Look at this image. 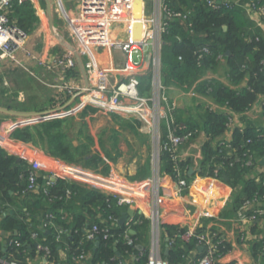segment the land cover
Here are the masks:
<instances>
[{
	"label": "built area",
	"instance_id": "1",
	"mask_svg": "<svg viewBox=\"0 0 264 264\" xmlns=\"http://www.w3.org/2000/svg\"><path fill=\"white\" fill-rule=\"evenodd\" d=\"M24 1L0 0V68L22 67L34 77L36 74L33 68H42L54 75L52 80L48 79L47 87L52 90L53 104L55 107L59 106L60 110L46 115L21 117L17 120L16 127L33 126L44 120L70 116L77 110L86 107L94 108L103 113L136 112L143 119L150 120L157 147L156 155L153 158L152 174L142 180L128 181L112 171L105 174L100 168L88 169L50 157L33 144L15 139L11 134L3 133L0 130V148L23 162L29 171L23 194H38L41 192L43 195H47L49 187L57 179H63L66 182L75 183L104 194L114 201L116 207L135 206L136 209H139L140 214L142 213L151 222L153 237L146 264H169L162 257L160 250L161 226L164 224L163 207L168 197H182L190 190V182L185 179V170H183L181 164L190 161V164L185 168L188 167L191 171L198 169L202 160L201 147L209 139L204 132L206 135L205 140L196 145L192 133H178V100L169 95L170 88L162 84L160 75L159 53L162 45V35L168 33L167 21L163 18L174 17L185 22L190 11L184 14L171 12L161 2L152 15L135 17L133 20L136 0H71L75 8V14L69 16L59 5L56 11H58L60 23L57 25L56 30L65 40L71 43L82 63L84 62V68L88 75L87 86H84L80 85L76 77L70 74L77 68L76 59L71 51L56 52L53 47H50L43 56L30 46L29 36L31 32L20 28L15 18L11 16L13 8L21 6ZM28 1L36 7V0ZM200 3L211 10L217 8L216 0H200ZM249 9L258 13L264 19V7L249 5L248 11ZM136 21L142 27L138 32H129V36L124 41L112 39L111 33L118 23ZM90 45L121 51L124 55L123 62L120 65L115 64L113 67L97 65L89 53ZM150 50L156 53L151 60L152 91L150 95H145L140 93V84L141 77L146 70L147 55H149ZM218 58L220 59L221 56H218ZM212 78L214 77L204 76L200 80H210ZM223 78L221 82L228 88L237 91L242 88L237 89L234 87L236 85L230 82L228 75ZM200 80H197L186 91L178 90L177 95L182 98L194 99L196 106L198 105L202 112L211 111L226 117V131L213 142L217 146H222L229 156H235V159H237V148L231 145L233 133L236 129H245L248 123L254 124L256 127L264 125L257 120V118L264 120L263 117L257 114V112L261 113L262 106L255 111L254 103L245 110L236 111L226 103H217L210 98L208 95L210 89H207L204 95L196 92L197 83ZM258 97L263 104L264 95ZM70 99L72 102L69 103L68 108L60 107ZM162 152L170 154L173 171L177 177L172 190L165 188L164 180L161 177L160 154ZM222 165L220 163L219 166ZM246 165L250 169L252 167L254 170L257 168V165L251 159L246 162ZM42 171L46 173V181L40 186L39 174ZM65 193L67 198L70 197V190H66ZM259 200L256 198L245 199L237 208L235 217L232 220L229 219L232 225L240 231L241 239L243 235L238 227L250 226L252 221L256 220L254 215L258 217L264 215V209L260 207L261 200ZM186 202L194 208L192 211L190 208H186L185 215H193L197 221L211 215L208 210H204L200 205L188 200ZM260 204L264 206L263 203ZM148 207L149 210H147ZM184 207L187 206L184 205ZM258 217L257 220H262L264 224V218L260 219ZM53 218L52 214H47L43 226L46 227L48 224L52 226ZM106 221L114 224L117 222V217L109 214ZM131 222H138L137 216L130 217L128 223ZM218 224H220L219 221ZM180 227L186 229L185 234L182 236L184 239H188L197 229L195 226L191 228L187 226ZM61 231L63 232V230ZM99 232V224L94 223L88 226L84 232L85 240L96 241ZM124 237L128 244L133 243L127 231ZM214 237L227 241L219 234L218 230L209 229L208 232L199 236L205 254L196 260L192 259L190 264H229L219 262L223 255L217 257ZM36 238V233H31V239L36 241L38 256L44 261V264H55L48 258L49 248L40 244ZM20 245L21 242L19 241L15 243L16 247ZM74 260L77 264H86L89 255L87 252L82 251ZM2 261L5 262L3 259ZM7 264L20 263L13 260Z\"/></svg>",
	"mask_w": 264,
	"mask_h": 264
},
{
	"label": "trees",
	"instance_id": "2",
	"mask_svg": "<svg viewBox=\"0 0 264 264\" xmlns=\"http://www.w3.org/2000/svg\"><path fill=\"white\" fill-rule=\"evenodd\" d=\"M164 4L171 12L184 14L190 11L185 22L174 17L166 19L168 33L162 35L160 49V75L165 87L178 88L181 91L188 90L209 70H213L218 65V56H221L225 57L230 82L237 84L242 80L244 74H248L249 80L246 86L238 91L232 90L219 80L212 78L200 80L197 83L196 92L204 95L206 90L210 89L208 94L210 98L217 103H226L236 111L247 109L255 103L259 95H264V35L256 30L251 35L243 36L240 30L241 25L232 16L233 9L243 11V6L264 7V0H237L225 5L217 4L215 10L202 5L200 0H164ZM11 14L17 25L26 31L34 22L35 13L28 0H25L21 6H15ZM61 49L63 48L61 47ZM179 57L180 59H178ZM244 65L247 68L243 67ZM70 74L76 76L74 71ZM19 76L23 77V75ZM18 79L13 80V83L19 86V83L16 82ZM141 81L147 82L148 76H142ZM143 91L140 90V93L144 94ZM0 95H3V89H0ZM51 100L53 101L52 98L50 102ZM0 106L16 111L37 110L32 100H29L24 106H20L17 101L0 103ZM37 108L41 110V108ZM261 108V117L264 118V103ZM0 115L9 116L2 112ZM63 120L62 118H55L44 120L34 126L18 127L13 130L11 136L39 147L50 157L75 164L74 156L78 149L73 148L66 141L67 135L59 129ZM226 123V117L219 113L205 111L201 113L198 120L189 118L187 115L183 116L182 112L179 113L178 111V133L195 134L199 130H203L209 137L201 147L202 160L198 169L190 173V168H185L190 164V161L181 164L185 170L184 177L189 181L195 176H209L233 189V191H238L239 187L240 192L233 195L236 203L240 204L245 199L256 198L264 204V171L255 174L253 177H248L247 174L251 172L253 167L250 169L246 165V162L251 159L255 165L259 166V161L264 157V125L256 127L254 124L248 123L245 129L234 131L231 145L237 148V159H235V156H229L222 146H217L213 142L226 131ZM160 160L161 177H165L175 184L177 177L173 171L170 154L162 152ZM100 161V157L90 156L88 163L97 166ZM220 163L223 165L219 166ZM28 174L29 171L23 162L0 148V204L3 202L13 203L16 208L18 204L27 200L38 201L43 203L45 206L43 208L46 211L55 213L58 223L63 226H66V221L60 218L57 209L63 207L65 211L67 205L72 201L71 197L79 199L87 208L88 213L93 212V218L90 222L81 215L73 218L74 223H72L73 226L70 231L72 237L68 240V263H74L75 257L84 251L89 253V260L86 261V264H123L117 253L125 258L129 257L128 254H134L137 258L135 264H146L148 252L145 248L140 251L136 246L142 245L145 241L141 228L148 225L147 219L138 216L137 219L141 224L131 222L122 226L112 225L106 221V218L109 214L117 217V209L119 208L115 206L112 199L94 189L82 188L78 184L66 182L63 179H57L49 187L47 195H43L41 192L25 195L23 191L27 184ZM66 190L71 191L68 201H66ZM39 199H42L43 202ZM96 207L99 208V213L103 216L100 220L94 214L93 208ZM262 208L264 209L263 205ZM5 209L7 208L0 209V264H7L13 260L20 264H27L28 261L38 256L36 241L30 238L31 232L36 229L35 225L19 221L14 214H3V211L6 213ZM56 210L57 212H55ZM254 216L258 217L257 215ZM258 218L262 219L264 215ZM92 222L99 224L100 229L94 242L86 241L84 236L85 229L94 224ZM128 228L135 231V234H129L132 244H128L124 237ZM203 228H197L193 235L184 239L182 236L186 229L174 223H164L161 226L160 243L163 258L169 264H190L192 259L196 260L202 257L205 254V249L203 248L201 253L198 250L202 246L199 236L205 234ZM251 231L253 232V230ZM2 232L4 235L1 234ZM42 237L45 239L38 241L49 248L48 258L55 263L60 245L54 241L52 230L45 232ZM166 238L169 239L168 242L165 241ZM18 241L21 242V245L16 247L15 243ZM213 241L217 247V257L229 251L230 245L227 241L218 237H214ZM166 246L168 251L165 255L163 253ZM251 255L253 258L260 257L264 264V236L252 242ZM229 264L236 263L231 262Z\"/></svg>",
	"mask_w": 264,
	"mask_h": 264
},
{
	"label": "crops",
	"instance_id": "3",
	"mask_svg": "<svg viewBox=\"0 0 264 264\" xmlns=\"http://www.w3.org/2000/svg\"><path fill=\"white\" fill-rule=\"evenodd\" d=\"M39 0L35 1L36 7H32L34 10V13L37 18V24L38 27H41L42 25V13L45 18V28L47 27V32L44 33V37L42 39L41 44L39 43V47L36 46L33 47V37L34 34L33 32H36L35 30H32L29 36V44L30 46L35 49L37 52L41 53L43 56L47 53L48 48L53 47L56 52H64L65 49L60 43L56 40V38L52 35L48 23H47V16H46V8H45V3L44 0L41 1V3L38 4ZM51 1V9H52V24L56 28L57 25L60 23V19L58 16V11L57 8L60 5L63 10L66 12V14L69 15H74L75 14V8L71 0H50ZM217 4L225 5L230 2H236L237 0H216ZM161 2L164 4V0H136L135 2V8L133 12V20L135 17H141V16H150L154 12L155 8L161 4ZM42 5V6H41ZM244 10H237L233 9V17L238 21V23L241 25V31L243 36L248 34L254 33L256 30H259L264 35V19L261 17L258 13L252 12L250 9L248 11V7L243 6L242 7ZM166 20V18H163ZM136 22H131V23H126V22H120L118 25H116L111 33L112 39L113 40H121L124 41L126 38L129 36V32L132 31V33L138 32L142 27L140 24H136ZM133 29V30H132ZM56 30V29H55ZM45 32V31H44ZM37 33V32H36ZM47 35L53 39V44L48 43L47 41ZM246 36V37H247ZM67 41V40H66ZM68 42V41H67ZM71 44L70 42H68ZM50 44V45H49ZM89 53L94 59L95 63L99 66L103 67H113L115 64L120 65L123 62L124 55L122 54L121 51L119 50H111L109 48H100V47H94L93 45H90ZM61 47L63 49H61ZM154 54H156L154 51L150 50L149 55H147V66L146 70L144 71L143 76H148V83L147 82H142L140 84V90H144L143 92L145 95H150L152 91L151 87V75H152V70H151V60L154 58ZM160 56V53H159ZM220 63H223L224 67H221ZM84 67V62L82 63ZM76 70L74 71L75 77L77 79V82L80 85H85V79L83 76V73L80 70V67L76 61ZM161 67V63H160ZM247 68L245 65L243 66ZM85 69V68H84ZM243 69V68H242ZM35 74L39 77L40 80L43 81L44 78H47L49 80L53 79L54 75H51L48 71L40 68V69H34ZM227 65L225 62V59L222 58L219 59L218 65L213 69L209 70L204 76L207 77H214L215 79L223 80L225 76H227ZM85 73L87 75V72L85 70ZM16 74H20L21 76L26 74L30 76L28 71H26L22 67L18 66H10L8 68H0V79L2 85H5L7 88L4 90L3 88V96H7L8 94H11L12 91L13 93H16L17 101L19 105H23L20 103L24 102V93L21 91L22 89L18 85L13 84V80L18 79V76ZM33 77V76H32ZM87 80H88V75H87ZM249 80V75L244 74L242 80L235 84L237 89L244 87L247 84V81ZM88 83V81H87ZM1 85V86H2ZM14 86V87H13ZM148 87V88H147ZM49 89V88H48ZM47 89V92L43 94V99L41 101H38L37 105L38 107L41 108V110H31V111H22V112H39L40 114H48L52 113L55 111L60 110L59 106L55 107L53 104V101L51 99L52 95V90ZM178 88H170L169 95H171L172 98H176L179 101L181 99H186L187 103L191 101L189 97H178ZM7 93V94H6ZM12 93V94H13ZM2 101V100H0ZM182 101V100H181ZM72 102L71 99L67 100L66 102L63 103L60 107L68 108L69 103ZM2 103H8V102H3ZM186 105V103H183ZM183 104H179L181 106L178 111L179 113L182 112L183 116H188L189 118H193V116L187 111L188 109L190 112L193 113L194 115V110L192 108H189ZM190 105H193L192 102H189ZM36 106V107H37ZM262 106V103L260 101V98L258 97V100L255 101L254 109L257 111L259 107ZM185 107V109H183ZM197 109H201L198 107V105L195 107ZM16 111V110H15ZM97 113H103L101 111L95 110ZM84 112H87L86 109ZM95 112V113H96ZM253 112V111H252ZM86 114V113H85ZM106 114V113H105ZM261 116V113L257 112ZM9 116H2L0 115V130L3 133H8L11 134L13 130L16 127V122L20 116H13L8 114ZM93 117L92 114L87 115V118ZM65 120V118H62ZM70 119V118H69ZM63 120V121H64ZM260 123L264 124V120H261L260 118H257ZM34 126V125H33ZM195 137V143L196 145L200 144L203 142L206 138V135L203 130H199L198 133L193 134ZM37 147V146H36ZM40 149L39 147H37ZM41 150V149H40ZM156 153V152H155ZM128 154L127 152H123L121 156L123 157H109L107 155L104 156L102 155V160H103V170H101L103 173L107 174L110 171L118 174L120 177H125L129 175H134L137 171L135 167V160L130 156H126ZM156 154H154L155 156ZM109 158V159H108ZM127 159V161L125 160ZM125 160V162L123 161ZM259 166L254 170L252 169L251 172L248 175L249 176H255V174L264 171V164L261 163V160L259 161ZM152 168H153V162L150 164V162L143 164V170L144 173L143 175L137 179L142 180L146 177H149L152 174ZM101 169V167H100ZM190 172V171H189ZM191 171L190 173H192ZM125 179V178H124ZM164 180V186L165 188H168L172 190L174 188V185L171 181H169L167 178L163 177ZM46 181V173L45 171L40 172L39 174V184H44ZM190 190L183 195L182 197L178 196H171L166 199V204L163 207V222L164 223H174L179 226H187V227H204L205 232H208L209 229H216L218 230L219 234L227 240V242L230 245L229 251L222 256V258L219 260L221 263H231L234 262L236 264H263V261L260 257L253 258L251 255V244L254 242L256 239L261 238L264 236V224L262 220H257V217L255 218L256 220L252 221L250 226L243 225L241 227H238L241 230V234L243 235L241 239L240 231L232 225V223L229 221V219H233L235 217V212L237 208L240 206L239 203H236V199L233 197L234 194L240 192V188L238 187V191H233V189L227 187L226 185L222 184L221 182L217 181L216 179H213L209 176H195L194 178L192 177L190 180ZM242 186V185H241ZM82 187V186H81ZM83 188V187H82ZM73 196V195H72ZM70 197L67 198L66 201H68ZM41 202H43L42 199H39ZM71 202L67 205V209L64 211L63 207L58 208L55 212H57L58 215H60V218L64 219L66 221V226H63L62 224H59L57 221V215L55 213H51L46 211L43 207V203H40L38 201L32 202V200H27L24 201L21 205L18 204L16 208L14 207L13 203H7L3 202L0 204V209L3 207L7 208L5 209L6 213L3 214H14L15 218L18 219L19 221H23L26 224L29 225H35L34 231L31 233L35 232L36 233V240H44L45 238L42 237L45 232H49L52 230L53 238L54 241L57 242L59 246V252L57 256V261L55 264H77L76 261L74 260V263H68L67 262V252L69 250V243L68 240L71 239L72 235L70 233L71 228L73 226V218L77 215L83 216L88 222L92 221L91 219L93 218V212H87V208L83 206L82 202L79 201V199H75L71 197ZM186 200L200 205L204 210H208L211 215L203 217L200 221H197L196 217L193 215H185V210L186 208H190V210H193V206L191 204H187ZM262 203V202H260ZM259 203L260 207L262 205ZM13 204V205H12ZM26 204V205H24ZM187 206V207H184ZM258 205V204H257ZM28 206V208H27ZM14 207V208H13ZM134 209V214L133 216H138L147 219L142 213L140 214L139 209H136L135 206H131ZM129 207H119L117 209V222L112 225L118 224V220L121 218L123 213L126 212V210ZM17 209V210H16ZM99 208H93L94 214L96 215V218L99 220L103 218L102 214L99 213ZM16 210V211H15ZM149 210V207L147 208ZM64 213V214H63ZM99 213V216H98ZM47 214H52L54 216L53 218V225L50 226L49 224L44 227V219ZM132 216V217H133ZM226 219V220H223ZM104 220V219H103ZM129 220V219H128ZM128 220L123 223V225L130 224L128 223ZM148 220V219H147ZM218 224L217 225V223ZM148 225L146 227H142L141 231H143V238L145 239L144 243L138 244L136 248L138 250H145L148 252L149 248L151 247L152 243V228H151V222L148 220ZM94 223V222H92ZM136 224H141L140 221L136 222ZM119 225V224H118ZM120 226V225H119ZM122 226V225H121ZM254 226V227H253ZM248 229V230H247ZM63 230V232L61 231ZM253 230V232L251 231ZM128 235L135 234V231L132 228H128L127 231ZM4 235V233H1ZM247 234V237H246ZM31 238V234H30ZM96 245V244H95ZM138 246H141V249L138 248ZM203 249V246L199 247L198 252L201 253ZM89 255V253H87ZM165 254V253H163ZM196 254V253H195ZM166 255V254H165ZM120 260H122L123 264H135L136 262V256L134 254H128L129 257L125 258L123 256L118 255ZM163 257V256H162ZM27 264H44V261L40 258V256L34 257L33 260H30L27 262Z\"/></svg>",
	"mask_w": 264,
	"mask_h": 264
},
{
	"label": "rangeland",
	"instance_id": "4",
	"mask_svg": "<svg viewBox=\"0 0 264 264\" xmlns=\"http://www.w3.org/2000/svg\"><path fill=\"white\" fill-rule=\"evenodd\" d=\"M41 1L42 0H39L38 4L41 3ZM31 6L34 7L32 4ZM37 18L38 17H36V15L33 17L34 22L32 25L29 23L31 27H29L28 30L29 32H32V30L37 32H33L34 37L32 39L33 47H35V49L36 46L39 47V43L41 44L44 33L47 32L43 13V22L42 25H40L41 27H38ZM47 41L52 44L54 42L48 35ZM221 58L222 61L225 59V57ZM220 65L221 67H224L223 63H220ZM19 75L20 74H16L19 78L16 82L19 83V87L24 93V102L20 104H23L24 106V104L26 105V103L29 102V100H32L34 104H37L38 101L43 99V94L47 92V84L49 80L44 78L42 81L37 75L35 77H32V75L28 76L26 74H24L23 77H20ZM1 88L5 90L7 87L2 85L0 86V89ZM12 93L3 97L0 95V100L10 103L12 101L16 102V93ZM181 100L179 101L180 105L186 103V105H183L194 110V115L189 109L187 110L193 116L192 119L199 120L202 111L195 108L196 101L191 99L189 102H192L193 105H190L189 102H186V99ZM2 101H0V103H2ZM179 104L178 108L181 107ZM36 106L37 105H35V107ZM37 107L36 109H38ZM85 109L87 112H84ZM183 109H185V107H183ZM95 112L94 108L86 107L84 109L77 110L73 115L58 117L65 118L59 129L63 134L67 135L66 141L70 143L73 148L78 149V152L74 156L76 160L75 164L88 169L101 167L100 170H103L102 167L104 168V166L102 155L106 157L108 155L111 158L114 156L123 157L121 156L122 153L127 152L128 154H126V156H130V159L133 158L135 160V167L137 171L134 175H127L123 178L128 181H137V179L144 173L143 164L148 162L151 164L156 152L157 141L154 139V131L151 128L150 120L147 118L143 119V117L136 112L106 114ZM89 114H92L93 117L87 118V115ZM79 152L82 154L80 153L79 155ZM90 156L102 157L97 166L88 163ZM125 160L127 161L126 158ZM125 160L123 161L125 162Z\"/></svg>",
	"mask_w": 264,
	"mask_h": 264
},
{
	"label": "water",
	"instance_id": "5",
	"mask_svg": "<svg viewBox=\"0 0 264 264\" xmlns=\"http://www.w3.org/2000/svg\"><path fill=\"white\" fill-rule=\"evenodd\" d=\"M45 3V8H46V16H47V23L48 27L52 33V35L56 38V40L62 45L65 49L71 51L74 54V57L80 67L81 72L83 73L84 79H85V85L87 86V75L85 73V69L83 67L82 61L77 55L74 47L69 44L64 37L57 31L55 30L56 28L52 24V9H51V1L50 0H44ZM0 112L10 114L13 116H20V117H28V116H37L40 115L39 112H22V111H15L11 109H7L5 107L0 106ZM261 163L264 164V157L261 159ZM191 172V170H190ZM134 214V209L132 207H129L125 213L121 216V218L118 220V224L121 226L123 223H125L130 217H132ZM165 241H168V238L165 239ZM97 245V243H95ZM139 249H141V246H138ZM168 248L166 246L164 253L167 254Z\"/></svg>",
	"mask_w": 264,
	"mask_h": 264
}]
</instances>
